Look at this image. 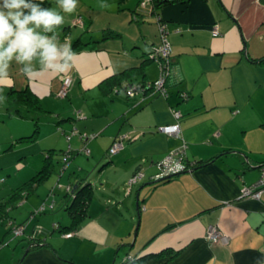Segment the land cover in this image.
I'll return each mask as SVG.
<instances>
[{
  "label": "crops",
  "instance_id": "obj_1",
  "mask_svg": "<svg viewBox=\"0 0 264 264\" xmlns=\"http://www.w3.org/2000/svg\"><path fill=\"white\" fill-rule=\"evenodd\" d=\"M132 8L139 11L135 5L116 8L114 14L122 12L117 24L123 27H114L119 36L72 49L76 55L66 72L40 70L34 60L31 78L20 70L26 79L11 73L5 79L6 89L27 86L37 96L48 127L70 132L66 146L54 133L56 141L41 136L42 152L70 148L65 164L57 156L56 181L69 164L65 185L78 176L91 187L77 228L58 230L60 243L53 245L44 233L27 234L31 264H111L143 253L156 255L140 264H264V191L258 198L240 193L258 178V164L264 162V0L170 1L158 16L149 11L165 23L166 96L155 89L127 95L121 86L100 87L102 79L137 64L149 44L160 42L156 24L143 20L141 12L131 19ZM65 41L70 37L58 42ZM64 75L71 78L62 96L69 105H58L51 99ZM157 75L158 64L150 60L129 80ZM170 122L178 124L177 134L157 129ZM23 134L12 133L11 139ZM118 135L121 146L109 153ZM182 141L191 167L153 181L156 161ZM136 169L140 178L128 184ZM50 196L55 202L54 190ZM208 225H215L226 243H209Z\"/></svg>",
  "mask_w": 264,
  "mask_h": 264
},
{
  "label": "rangeland",
  "instance_id": "obj_2",
  "mask_svg": "<svg viewBox=\"0 0 264 264\" xmlns=\"http://www.w3.org/2000/svg\"><path fill=\"white\" fill-rule=\"evenodd\" d=\"M136 2L137 0H78V6L75 12L71 14L62 12L54 2L48 8L60 12L64 17V21L68 20L70 22V30L67 33L70 36H75L83 29L79 23H73V18L76 14L83 17L85 25L88 21V14H91L93 17L92 27L102 25L105 22L112 23L113 27L116 28L123 27V25L117 24L122 20L119 18L122 16V12L119 10L117 14L114 13L117 11L116 8L127 5L137 6L139 12L143 13V20H149L151 24L155 25L154 15L149 12V1L145 3L139 1L137 4ZM115 16L118 17V20ZM59 28L57 27L56 31ZM155 29L156 31L158 30L157 25ZM67 34L57 36L58 41H62ZM21 68V65L15 62L12 63L9 68L12 78L26 79L20 71ZM6 87L5 80H0V199L6 197L11 188L31 175L40 166L43 152L39 146L44 147L46 143L45 139L41 137L43 134L47 133L51 137V133H54L65 146L68 139L66 136L70 135L69 131L63 135L59 132L58 128L52 126L53 124H49L50 126L48 127V124L45 122L47 114L38 112L39 137L35 141H17L14 138L11 139L12 133L27 134L31 131L36 113L33 110L22 108L21 112L23 116H8L5 114L2 108L6 104L8 105L5 94ZM52 97L53 103L60 105L64 102L69 105L66 97H59L57 95ZM67 129L69 130V128ZM55 135H52V140L54 141H56ZM9 143L11 144L10 148H8ZM56 148L58 147L56 146ZM55 156H59V154H55ZM68 165L67 169L63 170V175L61 173V177L56 181V175L60 173V166L54 163L53 172L44 181L39 183L35 190L10 206L7 209V217L3 216L0 219V264H31L32 260L34 261L33 258H29L30 250L27 247L30 241L26 240L27 234L35 232L44 233L50 237L49 239L53 242V245L61 242L62 238L57 226L53 228L52 226L54 225H51V221L53 220V223L59 221L58 217L60 216L66 219V222L68 221L66 212L63 209L65 203L69 201V196L64 193V185L68 178L67 172L70 167ZM51 189L56 192L55 202L50 201L51 196L47 198ZM15 226L24 228L23 232L15 234L13 231ZM117 261L119 260H116L114 263H117Z\"/></svg>",
  "mask_w": 264,
  "mask_h": 264
},
{
  "label": "trees",
  "instance_id": "obj_3",
  "mask_svg": "<svg viewBox=\"0 0 264 264\" xmlns=\"http://www.w3.org/2000/svg\"><path fill=\"white\" fill-rule=\"evenodd\" d=\"M170 1H183V0H149L150 11L154 13L155 16L156 15L158 16L159 8ZM53 2L57 4V0H44L42 6L48 8L49 5ZM129 12L131 19L138 20V17H140L141 15V13L137 11L135 8L129 9ZM158 19L160 20V18ZM92 21H93L92 15H88V21L86 22L85 25V20H83V17L80 16L79 14H76L73 18V23H79L82 26L83 29L81 30V32L77 33L75 36L74 35L70 36V34H67L68 31L70 30V26H69L70 22L68 20H65L63 24L59 26L60 28L58 31H56L55 29V35L64 36L67 34V36L64 38L67 39L68 37H70L71 49L77 47L80 48V46L85 47L88 46L89 42H96L108 37H116L120 35V32L116 28L112 27L110 23L103 24V26L97 25L95 27H92L91 26ZM157 21L155 19V22ZM48 34L52 35V33H48ZM155 44L157 43L149 44L147 51L142 55V57H140V60L137 62V64H134L129 67H125L121 71L114 72L110 76L102 79L100 81L101 89L103 91H106L107 88L113 87V85H115V86H121L123 90H126V87L129 86L131 83L137 82L142 84L144 81H146L142 79L130 81L129 78L134 73L140 72L142 65L146 61L153 60L151 55V46ZM152 80H149V82H152ZM143 89H152V88L151 85H149V86H144ZM5 94L7 97V102H9L8 105L6 104L2 108V111L5 114L9 116L11 115L23 116L21 112L22 108L33 110L36 113L32 123L33 126L31 131L27 134H23L15 138L17 141L34 140L39 131V125H38L39 116L37 114L41 110V106L39 104L37 96H35V94L27 86L21 88H13L9 86L6 89ZM69 151H70L69 147L63 151H54L53 148H46V150L43 151L40 166L37 169H35L31 175L21 180L15 187L11 188L10 192L7 194L6 197L0 199V219L3 216L6 217L8 216L7 209L10 206H12L17 201L23 199L27 194L35 190L37 185L42 181H44L50 175V173L53 171L54 163H57L59 160H61V157H57V156L54 157L55 154L62 155V161L65 164L66 158L69 155ZM260 164L258 165V167L260 166ZM77 177L78 176H75L74 177L75 179L70 183H68L69 185L68 190L64 188L65 190L64 193L67 194V196H69V201L66 202L65 206L63 207L68 217V221L65 224H59L58 222H54L52 224L54 225L52 226L53 228L57 226L58 230L61 232H66L77 228L80 220L84 216L85 205L91 195L90 183L87 180H83V182H81L80 180L81 177L80 178ZM52 193L53 190L51 189L48 195ZM35 244H38V242H36ZM152 255H156V254L143 253L137 256L127 255L121 261H117V263H111V264H140L146 261Z\"/></svg>",
  "mask_w": 264,
  "mask_h": 264
},
{
  "label": "clouds",
  "instance_id": "obj_4",
  "mask_svg": "<svg viewBox=\"0 0 264 264\" xmlns=\"http://www.w3.org/2000/svg\"><path fill=\"white\" fill-rule=\"evenodd\" d=\"M44 0H0V80L9 78L13 62L31 78L37 70L66 72L76 55L70 43L58 42L55 29L63 24L60 12L43 7ZM64 13L75 12L78 0H57ZM52 33V35H48Z\"/></svg>",
  "mask_w": 264,
  "mask_h": 264
},
{
  "label": "built area",
  "instance_id": "obj_5",
  "mask_svg": "<svg viewBox=\"0 0 264 264\" xmlns=\"http://www.w3.org/2000/svg\"><path fill=\"white\" fill-rule=\"evenodd\" d=\"M149 0H140L141 3H145ZM158 20V21H157ZM156 23L158 27V32L160 35V42L151 46V55L153 60L158 64V75L156 78L149 82V80L144 81L142 84L134 82L126 87L125 93L131 95L137 89H143L144 86L151 85L152 89H155L162 96L167 95L166 87L164 84L165 78L169 73V45L165 36V23L158 18H156ZM215 31V30H214ZM71 82L69 75H64L61 78V84L56 91V95L62 97L66 94L67 88ZM185 91H180L179 96L181 98L186 97ZM171 113L174 117L178 116V110L175 108L171 109ZM157 129L166 134H177L178 124L176 122L165 123L157 126ZM121 135L116 136L111 144L108 146L107 151L109 153H114L121 146ZM184 149L185 143L182 141L179 146L167 150V152L156 161V172L151 176L153 181H159L165 178H168L174 174H177L185 169L191 167L192 162L184 159ZM84 152H88L86 148H83ZM142 172L139 169H136L128 178L127 183L130 184L133 181L140 178ZM65 189H69V185H65ZM264 191V163H261L259 166V176L249 185H243L240 193L243 195H248L253 198H258L261 192ZM15 234L21 233L22 228L20 226H15L13 229ZM70 233H65L69 235ZM205 237L209 243L219 242L226 243L227 237L221 233L215 225H208L205 230Z\"/></svg>",
  "mask_w": 264,
  "mask_h": 264
},
{
  "label": "water",
  "instance_id": "obj_6",
  "mask_svg": "<svg viewBox=\"0 0 264 264\" xmlns=\"http://www.w3.org/2000/svg\"><path fill=\"white\" fill-rule=\"evenodd\" d=\"M228 151H230V152H232V151H236V150H228ZM239 152V151H238ZM240 153V152H239ZM243 156V159H244V161H246L247 160V158H246V155H242ZM259 165V164H258ZM74 186V185H73ZM136 197H137V194H135V199H136ZM137 202H136V200H135V204H136ZM136 223H137V221H136Z\"/></svg>",
  "mask_w": 264,
  "mask_h": 264
}]
</instances>
